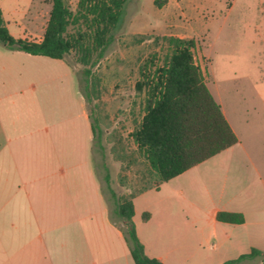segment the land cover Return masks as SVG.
Instances as JSON below:
<instances>
[{"label": "rangeland", "instance_id": "obj_1", "mask_svg": "<svg viewBox=\"0 0 264 264\" xmlns=\"http://www.w3.org/2000/svg\"><path fill=\"white\" fill-rule=\"evenodd\" d=\"M66 1L76 10L79 0ZM0 2L12 33L35 40L45 32L52 0ZM76 29L72 25L69 31ZM164 35L196 40V62L239 143L159 190L139 194L132 219L136 231L148 256H162L164 264H223L253 247L264 250V0H128L113 42L92 67L100 97L90 102L83 92L85 66L75 52L59 60L7 47L0 51V77L14 83L11 91L38 84L33 95L39 96V105L32 103L31 109L42 113L41 125L50 131L29 136L32 157L57 159L48 172L56 171L61 159L67 168L72 159L84 162L75 166L78 178L48 183L63 188L65 221L78 218L74 237L88 244L96 264H135L125 221L115 213L105 177L109 173L119 196L140 185L145 165H128L137 149L131 133L142 119L147 96L136 84L163 65L169 48L157 37ZM84 106L90 124L97 125L93 150ZM120 144L127 152L124 161L113 151ZM121 175L127 178L123 182ZM217 207L242 211L245 222L219 221L214 229L210 215ZM239 264H264V255Z\"/></svg>", "mask_w": 264, "mask_h": 264}, {"label": "trees", "instance_id": "obj_2", "mask_svg": "<svg viewBox=\"0 0 264 264\" xmlns=\"http://www.w3.org/2000/svg\"><path fill=\"white\" fill-rule=\"evenodd\" d=\"M127 1L79 0L73 10L66 0H52L50 17L40 41L14 37L5 24L0 6V42L12 50L59 60L75 52L78 63L85 66L83 92L90 102L100 97L92 67L113 42L124 21ZM72 25L77 27L74 33L69 31ZM157 38L168 44L164 63L152 73L144 74L145 79L136 84L147 96L142 119L131 133L137 149L128 165L139 162L145 165L140 185L119 196L111 186L109 173L105 177L107 190L115 199V213L125 221L135 264L164 263L148 256L138 237L132 221L134 199L148 190H159L163 183L239 142L206 83L202 67L196 62V40L173 35ZM91 126L96 134V123L92 122ZM113 151L118 159L127 158L125 145L115 146ZM120 179L123 182L127 178L121 175ZM143 217L148 220L150 214L146 212ZM216 218L228 223L245 222V214L239 211L220 210ZM258 255H264V250L253 247L249 253L223 264H239Z\"/></svg>", "mask_w": 264, "mask_h": 264}, {"label": "crops", "instance_id": "obj_3", "mask_svg": "<svg viewBox=\"0 0 264 264\" xmlns=\"http://www.w3.org/2000/svg\"><path fill=\"white\" fill-rule=\"evenodd\" d=\"M3 5L0 2L10 31ZM11 34L16 38H27ZM43 34L35 40L40 41ZM2 45L0 51H7ZM3 68L7 66L3 65ZM13 84L7 77H0V264H96L94 258H90L88 244L81 245L79 237H74V229L78 233V218L65 221L64 212L68 208L64 205L63 188L48 183L49 180L57 183L78 178L80 174L75 166L84 162L72 159L70 164L66 162L70 166L67 168L61 159L57 170L48 172V165L55 159L43 161L40 157H32L30 140L27 139L50 130L41 125L42 113L31 109L32 103L39 105V96L33 95L38 91V84L31 82L28 88L19 85L11 91ZM28 90L32 94H27ZM82 115L90 131L88 142L93 150L94 133L85 106ZM36 145L39 147L40 141ZM220 210L217 207L210 215L214 229L219 223L216 215ZM155 258L163 262L162 256Z\"/></svg>", "mask_w": 264, "mask_h": 264}]
</instances>
